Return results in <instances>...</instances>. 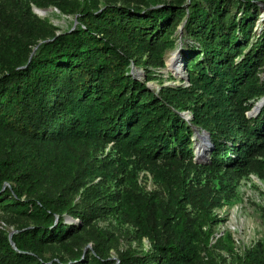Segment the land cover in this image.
<instances>
[{"label":"trees","instance_id":"trees-1","mask_svg":"<svg viewBox=\"0 0 264 264\" xmlns=\"http://www.w3.org/2000/svg\"><path fill=\"white\" fill-rule=\"evenodd\" d=\"M261 3L0 0V212L18 222L15 245L0 229V264H111L106 233L93 229L103 212L94 204L102 199L97 178L118 187L104 212L151 243L122 264H200L210 252L213 230L204 228L216 221L217 199L188 177L206 168L233 174L264 153V108L248 115L264 98ZM33 6H55L78 22L57 34ZM181 24L190 85L157 94L148 86L153 77L142 81L132 65L164 66ZM197 130L209 135L208 165L194 160ZM110 145L118 159L91 151ZM143 169L160 192L138 185ZM120 170L131 178L127 185ZM66 215L81 223H67ZM243 263L264 264V247L247 251Z\"/></svg>","mask_w":264,"mask_h":264},{"label":"rangeland","instance_id":"rangeland-1","mask_svg":"<svg viewBox=\"0 0 264 264\" xmlns=\"http://www.w3.org/2000/svg\"><path fill=\"white\" fill-rule=\"evenodd\" d=\"M98 1L100 6L108 4L145 6V0ZM34 9L43 11L44 14H37ZM33 12L41 19L48 20L55 27L57 34L69 31L78 22L74 14H65L55 6H33ZM263 26L264 3H261V15L256 21V30L260 32ZM183 32L184 24H181L177 30L179 38L177 46L166 52L163 58L164 66H149L146 69L135 64L132 65V72L142 81H146L148 75L153 77V80L148 82V86L157 94H160L164 87L176 89L179 86L189 87L190 85V80L187 79L185 61L188 56L187 45L190 41L183 39ZM146 58L147 56H145ZM171 60H173L172 63ZM261 77L264 78V71L261 73ZM263 108L264 98L255 103L252 110L248 112L249 117L258 116ZM181 114L186 120L192 118L189 110H183ZM211 148L209 135L197 130L194 160L200 164L208 165L210 163ZM91 151L104 161L118 159L119 157L117 152L111 149V145L103 150L96 151L92 149ZM119 173L123 182L127 185L131 178L122 170ZM188 178L195 185L203 187L207 195L214 196L217 199V203L212 207V214L216 221L204 228L213 230L209 244L210 252L209 254L206 251L202 252L204 259L200 264H244L243 258L247 251L256 249L260 245L264 247V153L254 157L250 168L241 169L233 174L227 173L224 169L212 171L206 168L199 176L191 173ZM136 180L138 185L147 192H160L162 190L161 186L155 181L153 174L147 169L139 171ZM94 183L100 185L98 187L101 191L99 195L102 197L101 200H95L94 204L102 207L101 211L103 212L94 221L95 228L93 229H101L106 233V243L107 246H110L109 258L111 264H122V256L144 255L151 249L150 241L146 238L143 240L137 239L136 228L132 224L121 222L117 216L104 212L107 209L108 195L110 193L115 194L118 191L116 182L97 178ZM104 190H107L105 194L102 192ZM76 205L80 210L87 205L79 194L76 196ZM188 207L191 211V206ZM65 221L69 224L81 223L77 217L71 215H66ZM17 225L18 222L13 214L0 212V229L12 233L16 231ZM94 233H96L95 230ZM218 239H221L222 242H218ZM88 248L93 249V242L87 245L86 251Z\"/></svg>","mask_w":264,"mask_h":264},{"label":"water","instance_id":"water-1","mask_svg":"<svg viewBox=\"0 0 264 264\" xmlns=\"http://www.w3.org/2000/svg\"><path fill=\"white\" fill-rule=\"evenodd\" d=\"M34 11H35L37 14H39L38 9H34ZM187 79H189V77H187ZM15 232H16V231H13V232L10 234L11 243H12L13 245H15V243L13 242L12 237H13V234H14Z\"/></svg>","mask_w":264,"mask_h":264},{"label":"bare ground","instance_id":"bare-ground-1","mask_svg":"<svg viewBox=\"0 0 264 264\" xmlns=\"http://www.w3.org/2000/svg\"><path fill=\"white\" fill-rule=\"evenodd\" d=\"M39 13L41 14V15H43L44 13H43V11H39ZM173 62V60H171V63ZM180 68V67H179ZM179 68H178V70H179Z\"/></svg>","mask_w":264,"mask_h":264}]
</instances>
